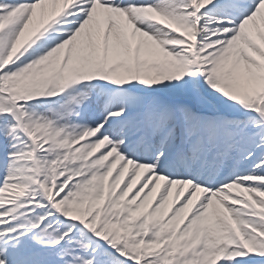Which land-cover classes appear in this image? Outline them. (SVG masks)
<instances>
[{"label": "snow or ice", "instance_id": "obj_1", "mask_svg": "<svg viewBox=\"0 0 264 264\" xmlns=\"http://www.w3.org/2000/svg\"><path fill=\"white\" fill-rule=\"evenodd\" d=\"M0 264H264V0H0Z\"/></svg>", "mask_w": 264, "mask_h": 264}]
</instances>
